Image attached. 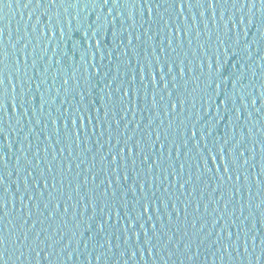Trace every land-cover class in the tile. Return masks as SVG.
<instances>
[{
    "label": "water",
    "instance_id": "95a60500",
    "mask_svg": "<svg viewBox=\"0 0 264 264\" xmlns=\"http://www.w3.org/2000/svg\"><path fill=\"white\" fill-rule=\"evenodd\" d=\"M241 8L0 5V69L17 86L0 111L8 264H264V8L239 23ZM245 135L255 166L233 188L220 166ZM41 232L64 238L13 252Z\"/></svg>",
    "mask_w": 264,
    "mask_h": 264
},
{
    "label": "snow or ice",
    "instance_id": "6c2138e0",
    "mask_svg": "<svg viewBox=\"0 0 264 264\" xmlns=\"http://www.w3.org/2000/svg\"><path fill=\"white\" fill-rule=\"evenodd\" d=\"M37 2H42V0H37ZM103 2L106 4L109 2H112L117 6H119L122 2H124V3H131L134 6L136 0H103ZM145 2H147V0H145ZM170 2L172 4L173 8H175V5L177 3H179L181 5L182 10L185 9V6L199 8L201 6L207 7L209 4H212L214 7H216L221 3H224V4L231 3L233 8H235L237 5L242 3L243 8H241L240 16L237 18V20L239 21V23H244L245 21L248 20V15L245 14V10H248L249 12H251L254 15L255 14V5L257 3V0H170ZM258 2L261 5V7L264 8V0H258ZM6 3H7V0H0V5H4ZM249 5H251V8H249ZM198 14H199V16L203 15V13H198ZM196 15H197V13H196ZM225 15H227V13H225ZM235 22L236 21L230 20V23H235ZM229 33H231V28H229ZM221 43H225V42L222 41ZM238 43H239V41H238ZM245 43H246V41H245ZM25 47H27V46H25ZM230 50L231 49L229 48V49H226L225 51H230ZM4 52H5V49L2 45V43H0V66H2L3 62H4L3 61ZM7 81H8L7 75L2 71V69H0V111H3L4 102H5V100H7L9 88H11L13 92H15L16 88H17V86L14 83L9 84ZM236 83H237V85L241 86V93L238 96V100L241 102H248L249 104L254 103L251 100V94L246 93V91L243 88L242 78L238 79L236 81ZM121 91H123V90H121ZM153 99L155 100V97H153ZM137 127L139 128V125H137ZM252 131H253V129H248L247 133L251 134ZM76 135L79 136V132H77ZM157 138H159V137H157ZM233 141L235 142V137H233ZM248 143H249V135H245L238 143H236V147L233 149V152H234L233 157L231 159H226L225 163L220 166V168L223 170L224 177H226L228 183L232 184L233 188H235V184L237 182H242L246 179H249V176L245 175V172L250 173L251 167L255 166L253 164L250 167V162H249V158L247 155V153L249 152V149L246 147V145ZM261 143H264V140H262ZM241 149H243V151H241ZM221 151L227 153L228 148L224 147L221 149ZM119 155H120V153L118 152L117 156H119ZM148 161H151L150 156L145 157V162L147 163ZM117 163H119V161H117ZM153 163H155V162H153ZM3 180H4V177L2 174H0V188H2ZM261 183H264V180H262ZM184 186L185 185H181V187H184ZM53 187H55V185H53ZM218 188H219V186H218ZM3 199H4V197L2 195H0V205H2ZM85 199H87V197H85ZM221 199H223V196L221 197ZM253 206L254 205H250V207H253ZM57 207L58 208L61 207V204H58ZM224 207H225V209H227L228 205L225 204ZM244 210L245 209L242 206L241 207V215H243ZM64 211H65V213H67L68 208H64ZM232 215L235 216V211H233ZM232 223H236V221L233 220ZM153 227L155 228L156 226L153 225ZM192 227L195 228L196 225L194 224V225H192ZM101 228L103 229V225H101ZM177 231H179V229ZM201 231H203V229H201ZM223 231H224V229L221 230V235H220V238H218L217 242H220V239L223 237ZM58 234H59V231H57L55 235H58ZM41 235H43V232L38 234L36 236V239L34 241H32L30 235L25 234V233H21L20 236L16 237V240L14 242L16 245H20V247L14 248L13 252L19 251L20 257L22 258V257H24V248H27L29 256H31V253L33 251H35L36 255H39L40 251L38 249H42V248H40L41 243H43L45 245V247L51 248L54 251L56 246L58 244H60V241L64 238V237H61V239L59 241H57V240H55V236H52L50 238L52 240V243H49V240H47V239L44 241H41V239H40ZM233 235H236L238 238L239 237V230L235 234L232 233L231 231H229L228 249H231L233 247V244H232ZM175 238H176V233L174 232L172 237L170 239H168V243H167L166 247H171ZM161 239H163V237H161ZM185 239H188L187 234H185V236L181 238V241L178 244V248L184 247L187 251H191V243L189 242L188 244H184ZM108 243L110 244L111 241H109ZM148 243L151 244V241H148ZM245 243H247V241H245ZM69 244H71V241L69 242ZM101 247H103V245ZM153 247H155V246L153 245ZM53 251L51 254H53ZM245 251H247V249H245ZM68 254L69 253L67 252L66 256ZM8 255H9V253H8V248H7V237H5L3 235V230L0 229V264H8V261L5 260V257ZM133 255H136V253H133ZM252 255L255 256V252H253ZM261 255L264 256V252H262ZM97 259H99V257H97Z\"/></svg>",
    "mask_w": 264,
    "mask_h": 264
}]
</instances>
